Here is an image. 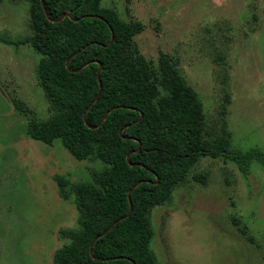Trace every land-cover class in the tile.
Here are the masks:
<instances>
[{"label":"rangeland","instance_id":"obj_1","mask_svg":"<svg viewBox=\"0 0 264 264\" xmlns=\"http://www.w3.org/2000/svg\"><path fill=\"white\" fill-rule=\"evenodd\" d=\"M142 30L130 58L154 71L165 59L193 89L207 125L222 121L233 149L264 150V0H100ZM26 0L0 2V38L30 34ZM28 43L0 41V264H55L77 212L55 176L89 180L100 164L78 160L58 141L31 139L29 123L51 115ZM228 95L227 113L220 106ZM195 176V177H193ZM156 264H264V167L243 174L221 157L194 163L169 198L149 209ZM242 227L248 240L232 222Z\"/></svg>","mask_w":264,"mask_h":264},{"label":"trees","instance_id":"obj_2","mask_svg":"<svg viewBox=\"0 0 264 264\" xmlns=\"http://www.w3.org/2000/svg\"><path fill=\"white\" fill-rule=\"evenodd\" d=\"M26 1L30 34L0 41L28 43L40 55L34 75L51 115L25 132L100 164L86 181L55 176L59 196L77 212V226L61 231L68 242L52 261L156 264L150 207L166 201L200 158L221 157L246 174L252 160L264 167V150L231 148L224 122L218 132L207 125L195 92L165 59L150 71L130 58L139 22H122L100 0ZM228 103L225 95L222 115Z\"/></svg>","mask_w":264,"mask_h":264}]
</instances>
